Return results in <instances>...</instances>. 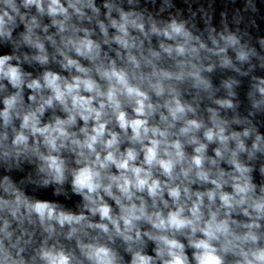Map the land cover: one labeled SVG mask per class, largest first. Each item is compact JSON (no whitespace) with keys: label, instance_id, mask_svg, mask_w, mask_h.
Instances as JSON below:
<instances>
[{"label":"clouds","instance_id":"clouds-1","mask_svg":"<svg viewBox=\"0 0 264 264\" xmlns=\"http://www.w3.org/2000/svg\"><path fill=\"white\" fill-rule=\"evenodd\" d=\"M214 2L0 0V264H264V30Z\"/></svg>","mask_w":264,"mask_h":264}]
</instances>
